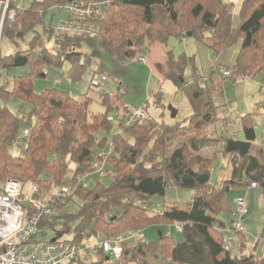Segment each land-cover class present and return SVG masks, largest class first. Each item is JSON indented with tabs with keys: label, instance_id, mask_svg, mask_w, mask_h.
I'll use <instances>...</instances> for the list:
<instances>
[{
	"label": "trees",
	"instance_id": "obj_1",
	"mask_svg": "<svg viewBox=\"0 0 264 264\" xmlns=\"http://www.w3.org/2000/svg\"><path fill=\"white\" fill-rule=\"evenodd\" d=\"M75 1L81 0H33L24 7L18 0H10L7 11L15 10L14 19L6 16L3 20L4 9L0 10L1 43L7 37L25 45L5 56L0 48V190L8 179L38 184L42 195L63 185L73 186L75 193L55 205L53 216L41 220L44 239L78 244L88 238L96 242L124 235L127 240L123 243L121 263L158 264L160 260L175 264H264V257L257 258L255 254L234 255L224 242L229 223L222 214L233 212L228 192L257 183L264 195V152L256 143L251 113L243 116L242 137L227 138L210 130V122L200 110L175 123L156 120L149 112L150 118L125 126L123 121L117 124L111 120L123 117L127 109L123 107L126 93L119 88L114 94L102 92L106 111L91 124L88 94L73 98L57 88L40 93L34 85L37 77H46L50 69L61 68L66 62L70 63L69 74L75 83L95 57L104 59L100 72L95 73L115 77L125 69L127 61L146 52L151 44H166L170 37L188 32L206 42L215 55L240 42L233 68L214 66L215 75L221 74L219 67L232 70L228 77L235 81L243 76L264 75V0H111L97 36L56 35L62 10ZM49 12L53 14L47 19ZM237 15L239 24L235 25ZM167 54L166 79L179 89L184 88L189 58L182 55L176 59L171 51ZM190 60L194 64V58ZM11 67H29L30 72L15 76L9 88L2 84V70ZM193 74L194 81L201 85L205 77L195 67ZM11 96L22 101L20 114L10 109ZM154 96L160 98V107L166 108L161 102V90ZM208 107L211 123L216 119L227 122L226 108L221 107L222 112L220 105L212 101L205 110ZM114 125L120 131L108 144L100 133H109ZM23 129L29 131L25 138L28 146H22L23 153L15 154L12 149L23 140ZM221 142L223 152L229 156L232 175L214 187L210 184L214 158L204 157L201 150ZM95 163H104L105 176H113L111 185L102 183L105 176L95 173ZM86 174L89 175L84 184L79 183V177ZM170 186L193 190L191 202L182 205L165 199L163 211L152 213L150 199L165 196ZM75 198L81 205L72 213H64ZM25 207L30 215L35 211L28 203ZM73 222L77 223L74 228ZM154 222L180 224L182 238L175 240L171 233L162 231L158 241L131 238L132 233L144 231ZM68 234L71 237H66ZM95 253L109 259L102 250ZM91 257L92 254L88 260L66 264H101Z\"/></svg>",
	"mask_w": 264,
	"mask_h": 264
},
{
	"label": "rangeland",
	"instance_id": "obj_2",
	"mask_svg": "<svg viewBox=\"0 0 264 264\" xmlns=\"http://www.w3.org/2000/svg\"><path fill=\"white\" fill-rule=\"evenodd\" d=\"M237 3L238 0H235ZM33 0H18V4H22L24 7H29ZM5 0H0V10L5 7ZM53 12L47 14V19L51 18ZM56 23V19L54 21ZM235 25L239 24L238 15L235 17ZM30 36L27 38V42ZM158 42V41H157ZM156 43V42H155ZM159 43V42H158ZM2 56L15 54L18 52L19 48H25L23 43H13L7 37L3 38L1 43ZM165 47L168 51L174 55L176 59L182 55H186L188 63L185 70V80L186 85L184 88L179 89L177 85L170 79H166L159 88L161 90V102L166 108H161L160 98L155 99L154 94H152L155 88H151L150 98L147 101L150 104L149 112L150 114L159 121H165L167 123H175L178 121H183L188 117H191L193 113L198 110L205 112L209 123V129L217 132L218 135L223 137H242L243 134V116L251 113V118L257 132L256 143L259 145V149L264 152V92L261 91V86H258L259 81H264V75L250 76V77H240L236 81L231 78L220 75H215L213 73L214 66H226L230 69L233 68L241 44L240 42L230 46L228 49L221 51L219 54L215 55L212 50L209 48L206 42H200L198 38L194 35H183L180 37H170L165 44ZM86 50V47L83 48ZM88 51V49H87ZM194 58V64L190 60ZM135 61V60H134ZM135 62H138L137 60ZM150 62V61H149ZM142 63V62H141ZM104 64V59L102 57H95L93 62L88 67L87 71L83 74L81 79L77 82L72 83L69 70L70 63L66 62L61 68L50 69L49 75L46 77H37L34 80L35 89L37 92H45L47 89L57 88L60 91L67 92L73 98H80L85 94L91 98V103L89 107V122L93 124L97 122L101 115L105 113L106 108L102 104V92L114 93L119 90V88L124 91H128L127 88L121 87L118 85L120 80L122 83L126 82V86L132 88L130 84V78L124 73L121 72L115 77L113 74L108 75V80L106 81L105 88L103 90H96L91 85V78L95 72L98 73L99 66ZM148 65V64H146ZM193 67L197 68L199 74L203 75L205 79L201 80V85H197L194 81ZM30 72L29 67H11L8 70L3 69L2 73V84H6L7 87L12 88L15 76H19L22 73ZM120 76L122 79H120ZM99 77V74H96V78ZM206 78H212V81H206ZM248 78V79H247ZM59 79L61 82L58 83L56 80ZM248 82L246 90L243 88L237 87L236 82L239 81ZM119 82V83H118ZM158 88V89H159ZM201 88H204L201 91ZM157 89V91H159ZM149 93V92H148ZM155 93V92H154ZM213 95V96H212ZM212 97V98H211ZM114 98V97H113ZM124 99V98H123ZM223 99L224 102L218 101ZM158 100V101H157ZM122 101V99H121ZM146 101V102H147ZM213 102L214 105H220V109L223 112L226 108L228 114L227 122L222 119H216L211 123V116L209 110L210 107L206 108L208 102ZM155 102V103H154ZM124 105H128L126 101L123 102ZM196 104L197 108L194 110L192 104ZM10 109L15 114H20L19 108L23 105L22 101L15 97L11 96L8 101ZM158 108H155L153 106ZM131 108L133 106L129 105ZM213 106V105H212ZM224 107V108H221ZM212 108V107H211ZM209 112V113H208ZM177 113V114H175ZM112 114H116L115 111ZM243 114V116H242ZM120 127L114 125L109 133L101 132L102 137L108 139V144H110L113 136L119 133ZM174 145L173 147H175ZM108 149V148H106ZM24 148L21 144H16L12 152L15 154L23 153ZM201 154L206 158H214L210 170H211V182L210 184L214 187H219L222 183L229 179L232 175V167L229 162V156L223 152L222 142L217 146L205 147L201 150ZM110 173H113V170L108 168ZM101 181L104 185H111L113 182L112 174L101 178ZM91 185L94 182H90ZM249 183V182H248ZM32 195V183L27 182L23 189V197L25 200L29 201ZM194 196V191L191 189H184L176 186H170L166 190V195H155L149 201V207L151 212H162L165 207V199L169 203L177 202L182 205H187L191 202ZM228 196L232 200L233 210L235 209L234 198L238 196L245 197L249 205V213L244 216V218H238L233 215V212L224 211L222 216L223 218L231 225L233 220H241L245 226V231L240 235L233 234L234 240L231 242V250L234 255L238 256H249L255 254L257 258L264 257V195L262 189L258 187H252V185H245L239 188H233L228 192ZM29 204V202H27ZM81 205V201L78 198H75L73 201H70L67 205L64 213H72L78 209V206ZM76 222H73L72 228L76 226ZM175 223H161L154 222L144 228L145 239L148 241H158L161 231L166 233L170 232L171 236L175 240H180L182 234L180 230L176 228ZM246 234V237L243 236ZM52 236V233L49 234V237ZM66 237H71V234L66 235ZM89 239V240H88ZM86 239L90 243H94V238ZM244 243L245 245H241ZM92 260L95 262H101V264H120L115 261L114 258L107 259L104 254L93 253ZM158 264H175L172 261L161 262L158 260ZM122 264H131L123 262Z\"/></svg>",
	"mask_w": 264,
	"mask_h": 264
},
{
	"label": "built area",
	"instance_id": "obj_3",
	"mask_svg": "<svg viewBox=\"0 0 264 264\" xmlns=\"http://www.w3.org/2000/svg\"><path fill=\"white\" fill-rule=\"evenodd\" d=\"M9 1L5 0L3 20L6 16L8 19H14L15 16V10L9 13L7 11ZM110 3L111 0H81L70 3L62 10L61 17L55 26V34L97 36L101 32L100 21L107 17V6ZM133 60L149 64V56L145 51L138 53ZM219 70L225 77L232 75L230 69L219 67ZM107 80L108 76L102 74L98 78L95 77L91 81V85L96 90H103ZM56 81L61 82L59 79ZM261 89L264 91V82ZM148 105V101L135 109L125 105L127 109L122 115L123 117H111V120L117 124L123 121L125 126H131L138 120L150 118ZM28 135V129H23V140L19 144L25 148L28 146L25 139ZM113 148L111 146V150ZM105 159L106 154L103 155V161ZM103 164H94L95 173L99 177L106 174ZM88 175L79 177V183L84 184ZM251 185L258 187L257 183ZM24 186L25 183L21 180L8 179L0 190V264H66L69 261L88 260L90 255L98 250H102L109 258L112 257L122 264L123 243L127 240L124 235H118L114 239L101 238L94 243L86 240L78 244L70 241L44 239V230L40 226L41 220L53 216L56 213L55 205L61 201L65 202L75 193L76 188L71 185H63L51 193L47 192L42 195L41 187L38 184H32V195L27 201L23 197ZM27 202L35 209L31 215L28 214L25 207ZM234 205L236 206L233 210L235 217L242 219L248 214L249 206L245 197L234 198ZM176 228L181 230L182 226L177 224ZM231 230L234 235H238L245 231V226L241 220H233ZM169 233L167 232V235ZM131 238L143 240L145 234L139 230L132 233ZM233 240L234 236L225 235L224 242L227 250L231 249Z\"/></svg>",
	"mask_w": 264,
	"mask_h": 264
},
{
	"label": "crops",
	"instance_id": "obj_4",
	"mask_svg": "<svg viewBox=\"0 0 264 264\" xmlns=\"http://www.w3.org/2000/svg\"><path fill=\"white\" fill-rule=\"evenodd\" d=\"M146 52L149 56L150 61L148 65L141 62H135L133 59H131L126 62L125 69H122L120 71L124 72L130 78V84H132V88L129 87L128 89V86H126V82L122 83L121 80L120 83L118 82V85L127 88L128 91H124L126 94L123 98L124 101H126L128 105L133 106L134 109L141 107L143 103L146 102L148 98H150L151 92L153 91L151 89L152 87L155 88L154 92H157V89L159 88L160 84L166 81V76L168 72V50L166 49L165 44L158 42L153 43L149 46ZM118 77L122 79L120 76ZM247 79H245L244 81L236 82L235 84H237V87L241 86L243 90H246L245 88L248 85V82L246 81ZM263 82L264 81H259L258 86L262 87ZM158 90H160V88ZM154 92L152 94H154ZM219 102L224 101L223 99H221L218 101V103ZM192 106L194 110L197 108V105L195 103L192 104ZM230 229L231 225L229 224L228 228L225 230V235H232V231Z\"/></svg>",
	"mask_w": 264,
	"mask_h": 264
},
{
	"label": "water",
	"instance_id": "obj_5",
	"mask_svg": "<svg viewBox=\"0 0 264 264\" xmlns=\"http://www.w3.org/2000/svg\"><path fill=\"white\" fill-rule=\"evenodd\" d=\"M187 35L192 36L193 33H192V32H188ZM107 259H108V258H107Z\"/></svg>",
	"mask_w": 264,
	"mask_h": 264
}]
</instances>
